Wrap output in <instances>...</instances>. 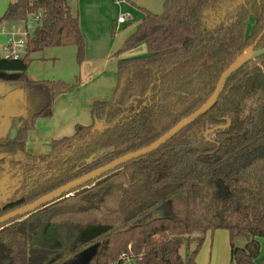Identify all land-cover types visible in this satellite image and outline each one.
<instances>
[{
	"label": "trees",
	"instance_id": "1",
	"mask_svg": "<svg viewBox=\"0 0 264 264\" xmlns=\"http://www.w3.org/2000/svg\"><path fill=\"white\" fill-rule=\"evenodd\" d=\"M40 11L25 55L0 56V72L17 74L0 78V126L9 118L19 123L15 135L0 134V163L11 171L12 191L0 217L151 145L207 103L222 73L264 29V0H165L162 13L144 9L116 55L141 45L146 52L118 60L113 98L95 101L90 125H76L73 135L52 141L50 153L35 156L27 151L29 132L53 115L57 97L73 92L80 78L31 81L32 54L68 44L77 46L79 64L86 54L79 13L67 0H16L0 25ZM256 48H264V34ZM220 229L229 232L232 264H258L264 55L234 72L215 105L166 144L0 225V264H32L37 250L44 252L42 264H81V253L96 244L88 264H111L130 246L142 254L136 264H198L207 234Z\"/></svg>",
	"mask_w": 264,
	"mask_h": 264
},
{
	"label": "crops",
	"instance_id": "2",
	"mask_svg": "<svg viewBox=\"0 0 264 264\" xmlns=\"http://www.w3.org/2000/svg\"><path fill=\"white\" fill-rule=\"evenodd\" d=\"M4 1L0 3V14H4L8 5L16 0ZM135 1L140 7L151 12H163H160L158 6L159 4L161 6L165 0ZM133 12L134 19L132 16H127L125 23H119L114 19L113 24H106L107 27L104 28L110 29L112 25V31L115 34L109 45L103 46L101 43V38L105 36V33L102 36L97 35L96 38L89 36L86 42V57L81 64L77 62V46L74 44L47 47L32 54L33 62L28 69L29 80L73 82L78 76L80 85L74 93H65L57 97L51 117L37 120L34 130L29 132L27 151L30 154L40 156L50 153L53 140L73 135L78 124L90 125L92 123L91 110L95 101H106L113 98L117 85L118 60L121 57L146 52V46L141 45L121 56L116 55L145 17V12L140 10H133ZM79 20L84 33L80 14ZM85 36L88 39L87 34ZM69 58L70 63L67 62ZM197 261L198 264H232L229 232L224 229L209 232Z\"/></svg>",
	"mask_w": 264,
	"mask_h": 264
},
{
	"label": "water",
	"instance_id": "3",
	"mask_svg": "<svg viewBox=\"0 0 264 264\" xmlns=\"http://www.w3.org/2000/svg\"><path fill=\"white\" fill-rule=\"evenodd\" d=\"M264 34V29L262 33L260 34L258 40L251 45L235 62H233L221 75L220 80L217 84V87L212 94V96L209 98L207 103L201 107L198 111L195 113L189 115L187 118L182 119L180 122H178L173 128H171L167 133H165L162 137H160L158 140L153 142L151 145L144 147L140 150L131 152L129 154H126L120 158H117L113 160L112 162L91 171L90 173H87L47 194L42 196L41 198L37 199L36 201L27 204L25 206H22L8 214H5L0 217V225L18 218L20 216L26 215L28 213H31L38 208L42 207L45 204H48L49 202L53 201L54 199H57L67 193H70L74 189L85 185L86 183H89L90 181L101 177L102 175L112 171L113 169L131 161L134 159H137L139 157L145 156L149 153H152L162 145L166 144L170 139H172L175 135H177L182 129L193 123L197 118H199L201 115L205 114L208 112L217 102L221 91L223 89L224 84L228 80V78L237 70H239L243 65H245L247 62L254 60L262 55H264V48H259L256 49V45L259 41V39L263 36ZM16 75H8L3 72H0V78L2 79H13L16 78ZM225 126H218L212 130H216L221 127H226ZM96 127L92 129V131H95ZM210 132V131H209ZM99 244L93 245L87 249H85L81 255H80V262L81 264H88L90 261L94 258V256L97 253Z\"/></svg>",
	"mask_w": 264,
	"mask_h": 264
},
{
	"label": "rangeland",
	"instance_id": "4",
	"mask_svg": "<svg viewBox=\"0 0 264 264\" xmlns=\"http://www.w3.org/2000/svg\"><path fill=\"white\" fill-rule=\"evenodd\" d=\"M68 4L72 7L74 12H78L80 14V18L82 19L83 29L85 35L87 34V38L84 35L85 42L89 40V36L96 38L102 36L105 33V36L101 38L102 45L106 46L110 44V40L115 37L114 32L112 31V25H110V29H105L107 27L106 24L110 23L113 24V20L116 19L118 21L119 16L126 15L132 16L134 19V12L133 10H140L143 13L144 8L140 7L139 3L135 0H67ZM1 2H5L4 0H0ZM164 1L159 4L160 12L164 10ZM1 6V4H0ZM3 13L0 14V18ZM10 22L5 21L1 24V26H9ZM254 24V17L250 16L247 20V32L249 33L252 26ZM93 28H98L100 30L96 31ZM83 33V32H82ZM83 33V34H84ZM113 37V38H112ZM0 41H3V38L0 37ZM1 50V49H0ZM86 52H87V45H86ZM86 57V54H85ZM77 59V55H76ZM67 62H71L69 58ZM68 64V63H67ZM8 75H16L14 72H3ZM76 76L73 82H76ZM80 85V83H79ZM79 87V86H78ZM77 87V88H78ZM76 88V89H77ZM73 91V93L76 91ZM71 93V92H70ZM19 123L15 119H8L7 124L4 126H0V134L3 135H15L17 131ZM226 231V230H224ZM261 242V252L260 257L258 258V264H264V240L260 239ZM235 244L239 247H244L246 244V240L243 237H237L235 239ZM41 249V248H40ZM33 263L32 264H42L44 261V252L37 250L32 253ZM234 264V263H233Z\"/></svg>",
	"mask_w": 264,
	"mask_h": 264
},
{
	"label": "built area",
	"instance_id": "5",
	"mask_svg": "<svg viewBox=\"0 0 264 264\" xmlns=\"http://www.w3.org/2000/svg\"><path fill=\"white\" fill-rule=\"evenodd\" d=\"M44 17L43 12L29 15L26 19L11 21L9 26L0 25V56L5 59H20L27 50L28 41L34 29L39 25ZM126 15L118 18L119 23H125ZM142 258V254L136 255L131 246L129 251L121 253L119 258L111 264H136L137 260Z\"/></svg>",
	"mask_w": 264,
	"mask_h": 264
},
{
	"label": "flooded vegetation",
	"instance_id": "6",
	"mask_svg": "<svg viewBox=\"0 0 264 264\" xmlns=\"http://www.w3.org/2000/svg\"><path fill=\"white\" fill-rule=\"evenodd\" d=\"M7 172L9 173L11 171L8 167L0 163V210L9 203V200L12 197V191L7 179L9 174H7Z\"/></svg>",
	"mask_w": 264,
	"mask_h": 264
}]
</instances>
